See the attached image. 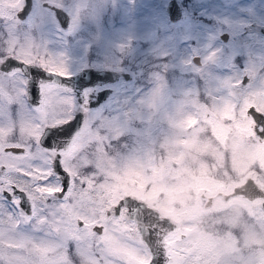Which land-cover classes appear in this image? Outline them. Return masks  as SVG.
Returning <instances> with one entry per match:
<instances>
[{
  "label": "rangeland",
  "instance_id": "374dc122",
  "mask_svg": "<svg viewBox=\"0 0 264 264\" xmlns=\"http://www.w3.org/2000/svg\"><path fill=\"white\" fill-rule=\"evenodd\" d=\"M47 1L70 13V26L61 27L36 0L28 22L18 24H26L23 29L14 25L12 42L0 44V54L11 50L62 72L87 64L126 69L130 77L121 76L95 112L88 144H74L84 149L77 165H91L79 167L80 175L95 174L97 190L74 185L66 223L54 244L40 250L41 258L51 252L55 264H114L113 256L115 264H143L149 251L131 220L119 222L118 235L111 228L102 237L91 232L94 219L102 222L105 208L130 192L176 219L167 235L171 264H264L261 206L240 195L222 196L247 174L264 186V138L254 134L245 111L250 102L264 111V34L244 28L252 19L264 23V0H179L184 17L178 21L169 20L167 0ZM38 11L40 21L31 22ZM24 83L20 70L0 77V102L13 101L0 114L5 161L10 157L2 155L3 144L21 138L35 154V140H27L31 132L23 127L33 125L36 138L40 124L33 116L56 119L59 100L71 103L70 95H60L64 87L48 82L43 104L31 107ZM70 171L75 175L77 168Z\"/></svg>",
  "mask_w": 264,
  "mask_h": 264
},
{
  "label": "snow or ice",
  "instance_id": "6c2138e0",
  "mask_svg": "<svg viewBox=\"0 0 264 264\" xmlns=\"http://www.w3.org/2000/svg\"><path fill=\"white\" fill-rule=\"evenodd\" d=\"M24 11L23 7L20 12ZM22 65V61L9 58L0 63V70L9 72ZM24 67L27 69L26 75L32 77L27 80V84L31 85L33 106H39L44 101L45 81L54 80H44L43 77H57L55 73L37 65ZM63 78L70 79V75ZM60 84L66 90L60 95H70L71 103L61 105L64 111L57 117L60 122L45 127L39 135L35 141V154H32V148L12 147L5 149L2 154L10 157V160L0 159V264H55L49 259L51 252L41 258L40 250L54 244L60 226L66 223L65 217L71 211L70 194L74 191V185L80 183L81 188L91 192L97 190L98 177L95 174H92L91 179L80 175L79 167L91 168V165H77L84 149L75 150L74 144L81 140V133L88 125V116L103 108L104 105L100 103L103 96L88 91L83 81L79 84V91L68 84ZM256 118L264 124V114ZM73 167L77 168L75 175L70 171ZM89 184L92 185L91 189ZM99 194L102 196L103 190ZM144 209H147L144 201L134 196H123L104 210L102 222L98 217L94 219L91 232L102 237L111 228L118 235L119 222L125 219L136 223L137 231H141L140 221L136 217L144 215ZM77 224L81 228L85 227L83 219H78ZM158 230L150 229L147 240L141 231V240L153 242L152 232ZM111 244L112 247H118L119 240ZM28 249L31 252L27 256L23 255ZM112 259L115 264L118 257L113 256ZM150 264H164V260L153 256Z\"/></svg>",
  "mask_w": 264,
  "mask_h": 264
},
{
  "label": "water",
  "instance_id": "95a60500",
  "mask_svg": "<svg viewBox=\"0 0 264 264\" xmlns=\"http://www.w3.org/2000/svg\"><path fill=\"white\" fill-rule=\"evenodd\" d=\"M31 3L32 0H23L22 5L17 8V14L20 17H24V15L31 7ZM43 3L47 4L52 9L53 14L61 27L67 28L70 26L72 17L64 7H62L59 4L49 2L47 0H43ZM23 7L25 8V11L20 12ZM165 10L167 12V16L169 20L171 21H178L184 17L183 6L179 0H167L165 3ZM255 27L257 30L264 33L263 22L252 19L247 23V26L246 25L244 26V28H249V29H253ZM219 36L223 40H225L228 37V32L226 30H222L219 32ZM9 58H13L16 59L17 61L23 62V65L20 68H15V69L20 70L25 76V95L27 101L32 104L33 101L31 100V85L27 84V80L32 79V77H28L26 75L27 69L26 67H24L25 65H37L39 67L46 69L49 72L55 73L57 78L49 77L47 75L43 77L44 80L54 79L53 81H45L44 85L48 82H54L58 84L60 83L68 84L79 91L80 90L79 84L81 81H83L85 82V86L87 87L88 91L92 92L94 95L103 96V99L100 102L104 101L106 98L110 96V93L113 90L114 83L117 82L121 76L125 78L130 77V72L126 69L113 68L108 66H95L92 64L83 65L75 71L62 72L52 68L45 67L37 61L25 60L21 57H17L16 55L9 53L3 55L0 58V63H3L5 60ZM191 59L196 63H200V55L198 53H192ZM68 75H70V79L63 78L64 76H68ZM246 78L247 75L243 73L241 75V81H244ZM89 81H91L92 83L91 84L87 83ZM97 85H99V87H97L95 89V92H93L95 86ZM39 99L40 98L38 94L37 102H39ZM245 111L250 115L252 119V127L254 134L257 136V138L263 139L264 134L262 133H264V124H262L260 120H258L256 117H258L261 114H264V111L261 110L256 104L252 102L246 105ZM253 113H255V116L253 115ZM52 124L53 123L46 124L43 127L42 131L39 133V135L44 131L45 127L51 126ZM12 147L23 148V146L19 144H6L4 146L5 149ZM232 194H239L252 202H257L264 211V186L261 185L252 175L250 174L245 175L242 180L232 184V186L228 191L222 192V196L224 198ZM123 196H134L137 199L144 201V203L147 206V209H151V211L144 209V215L136 217V219L140 221L139 228L141 229V231L145 233V240H147L148 238L147 234L150 229H159L158 231L152 232L153 242L145 243V241L142 240L144 244L147 246L149 251L148 259L143 264H150L153 256L163 259L164 264H171V255L168 248L169 240L167 239V235L170 234L176 228L177 226L176 219H174L167 213L160 212L156 206L148 203L145 199L136 196L135 194L130 192L122 193L117 197L116 200L120 199ZM115 202L111 204H114ZM78 219L81 218H77V220ZM135 225L137 228L136 223ZM141 231H138L140 238H141ZM157 238H161V239H157Z\"/></svg>",
  "mask_w": 264,
  "mask_h": 264
},
{
  "label": "flooded vegetation",
  "instance_id": "af4514ba",
  "mask_svg": "<svg viewBox=\"0 0 264 264\" xmlns=\"http://www.w3.org/2000/svg\"><path fill=\"white\" fill-rule=\"evenodd\" d=\"M35 2H36V0H32V3H31V7L29 8V10L27 11V13L24 15V17H20L18 14H17V8L18 7H20L21 5H22V3H23V0L19 3V4H17V5H14V3H12V2H6V1H4V0H0V44L1 45H4L5 43L7 44H9L10 42H12V41H8L9 40V35H11L12 34V31L14 30L13 29V26L14 25H16L17 27H21V28H17V32H20L21 30L20 29H23V27L22 26H24V25H26V24H24V25H18V24H22V23H24L25 21H27L28 22V18H29V16L32 14V12H34V10H35ZM41 4L42 5H44V6H46L47 8H49V12L53 15V17L55 18V16H54V14H53V11H52V9L47 5V4H44L43 3V0H41ZM40 11V10H39ZM37 12L35 15H36V19H33V20H31V22H35V23H37L38 21H40V18H41V16H42V14H41V12ZM55 20H56V18H55ZM11 23V24H10ZM11 25V26H10ZM251 30H253V31H256V32H260L259 30H257L256 29V27L255 28H253V29H251ZM260 33H262V32H260ZM264 34V33H263ZM13 47V46H12ZM12 47H10V48H8V49H11ZM12 50H13V48H12ZM13 54V55H15L14 54V52H12L11 50H8V51H2V53L0 54V58L3 56V55H5V54ZM17 56V55H16ZM17 57H19V56H17ZM13 70H16V69H12V70H10L9 72H4V71H2V70H0V77L2 78V77H6L11 71H13ZM52 83H54V82H52ZM5 83H3L2 84V86L4 85ZM54 84H56V85H58V86H60V87H63V85H61V84H58V83H54ZM7 85V87H9V84H6ZM24 87H25V83H24ZM97 87H99V85H97V86H95V88H94V90H93V92H95V89L97 88ZM92 89V88H91ZM25 96V100H26V102L31 106V107H40V105L39 106H33V104L32 103H30V102H28L27 101V99H26V95H24ZM69 100H59V106L61 107V105H65V103L66 102H68ZM105 101V100H104ZM104 101H102V102H100L101 103V105H102V103L104 102ZM5 101H1L0 103V114H2L5 110L2 108V107H5V106H7V107H10V106H12V104L11 103H13V101L12 100H10V99H8L6 102H8L7 104H3ZM62 108V107H61ZM7 111L8 112H10V110H8L7 109ZM61 112L62 111H64V109L62 108L61 110H60ZM94 114H95V112L94 113H91L89 116H88V125L86 126V128L83 130V132L81 133V140L83 141L82 142V144H83V146H86L87 144H88V136H89V134L91 133L90 131H91V127H89L90 125L92 126V123H93V120H94V118H95V116H94ZM44 116H43V118H44V120H41L40 119V116H38V119H37V116H33L32 117V123H34V124H36V125H38V124H40V126H39V130H38V132H37V135H36V138H34V139H32L31 137V135L33 134L32 133V128H33V125H32V128H31V125H27V126H23V127H25V128H27V129H30L29 131L31 132L30 134L28 133L27 135H28V137H30V138H28L27 137V140H37L38 139V136H39V133L42 131V129H43V127L46 125V124H51V123H57V122H60L57 118L56 119H52V120H47V117H46V115H45V113L43 114ZM2 116V115H1ZM2 118V117H1ZM11 126V125H10ZM9 126V127H10ZM2 129H4L3 127H2ZM4 130H8V129H4ZM12 130H13V127H12ZM9 131V130H8ZM7 131V132H8ZM24 134V133H23ZM26 134V133H25ZM34 135V134H33ZM22 136V135H21ZM87 138V139H86ZM34 142V141H33ZM33 142H30L31 144H33ZM29 143V144H30ZM6 144H19V145H22L23 146V149H27V148H29V145L27 146V144L25 143V141L21 138L18 142H10V143H5V144H3V149H5L4 148V146L6 145ZM34 147H36L35 146V144H33V148ZM226 191H228V190H226ZM223 192H225V191H223ZM232 195H239V194H232ZM232 195H229V196H232ZM241 196V195H240ZM228 197V196H227ZM227 197H225V198H227ZM106 209V208H105Z\"/></svg>",
  "mask_w": 264,
  "mask_h": 264
}]
</instances>
